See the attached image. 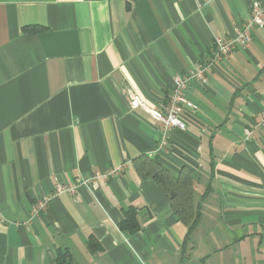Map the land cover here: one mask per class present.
<instances>
[{
  "label": "crops",
  "instance_id": "obj_1",
  "mask_svg": "<svg viewBox=\"0 0 264 264\" xmlns=\"http://www.w3.org/2000/svg\"><path fill=\"white\" fill-rule=\"evenodd\" d=\"M264 0H0V264H264V26L191 81L186 130L160 129L130 97L163 110L175 76L198 69ZM39 27L24 33V27ZM146 155L189 169L199 221L187 228ZM117 169L76 195L56 184ZM132 209L138 228L123 231ZM99 249L91 252L88 241ZM66 264V263H64Z\"/></svg>",
  "mask_w": 264,
  "mask_h": 264
},
{
  "label": "built area",
  "instance_id": "obj_2",
  "mask_svg": "<svg viewBox=\"0 0 264 264\" xmlns=\"http://www.w3.org/2000/svg\"><path fill=\"white\" fill-rule=\"evenodd\" d=\"M249 12V19L240 28H236L231 37L227 39L215 37L213 39L209 54L204 62L199 65L198 69L189 70L174 77L163 110H157L148 106L139 96L132 95L130 97V110L141 111L153 123L159 126L160 140L158 142V150L167 147L169 131L173 129L179 131L186 130V121L184 120L185 111L196 110V106L190 103L185 96V90L188 84L193 80L203 82L208 68L220 62L224 57L230 56L237 47H243L250 41L252 27L262 28L264 26V4L259 2L251 3ZM253 130L264 132V110L260 112L259 117L251 128L245 130V137L251 138ZM117 172V169L95 172L89 177L78 179L74 184L70 185L58 183L53 186L51 194L48 197L36 201L31 213L33 215L38 214L54 196L61 194L76 195L78 190L89 188L91 183L96 179L108 180L115 177Z\"/></svg>",
  "mask_w": 264,
  "mask_h": 264
},
{
  "label": "trees",
  "instance_id": "obj_3",
  "mask_svg": "<svg viewBox=\"0 0 264 264\" xmlns=\"http://www.w3.org/2000/svg\"><path fill=\"white\" fill-rule=\"evenodd\" d=\"M40 30L39 27L34 26L23 28L24 33H36ZM133 165L141 179L151 178L164 193L172 214L187 228V239L199 221V211L193 202V181L190 170L182 169L177 176H174L160 163L146 155H140L135 158ZM137 228L135 212L132 209L124 212V219L120 224V229L123 231H134ZM87 244L91 252L99 249L98 244L92 239ZM57 261L58 264H70L68 253L59 251Z\"/></svg>",
  "mask_w": 264,
  "mask_h": 264
}]
</instances>
